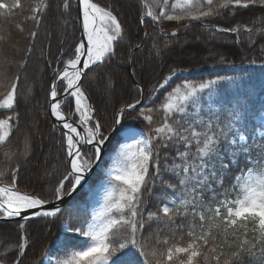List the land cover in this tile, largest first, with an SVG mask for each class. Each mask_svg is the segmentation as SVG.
Segmentation results:
<instances>
[{
	"label": "snow or ice",
	"instance_id": "snow-or-ice-1",
	"mask_svg": "<svg viewBox=\"0 0 264 264\" xmlns=\"http://www.w3.org/2000/svg\"><path fill=\"white\" fill-rule=\"evenodd\" d=\"M76 4L81 36L56 57L46 113L53 130L60 133L65 170L49 194L42 195L19 187V164L0 167V220L20 218L18 241L0 244V264H9L10 255L11 264H25L32 247L27 226L38 219L58 220L65 236L55 254L51 249L42 254L41 264H264V103L254 112L249 108L243 74L239 79L185 80L172 87L177 72L170 69L152 84L148 96L145 86L135 80L136 95L114 109L106 128L84 81L118 56L135 78L147 62L137 67L136 52L143 43L126 45L120 55V46L132 38L111 5L100 0H76ZM258 6L264 13V0H143L139 22L152 24L165 43L161 46L147 31L142 41L152 39L154 58L163 60L171 47L168 37L175 38L180 27L199 23L213 34L210 38L230 33L239 43L244 32L251 48L255 36L264 38V15L251 26L237 22L225 28L206 21L234 18L241 10ZM22 8L21 0H0V17L14 18ZM51 9L52 0H32L29 14L15 25L25 33L24 24H32L25 34L29 43L21 67ZM60 10L67 24L71 0H62ZM171 22L178 27L169 33L165 27ZM8 39L0 34V45ZM11 47L21 51L17 44ZM10 63L0 55V87L6 89L0 112L7 113L0 118V145L6 148L20 122L19 76L5 83V65ZM259 64L264 68V59ZM224 81L235 93L231 100L219 95ZM105 87L106 91L114 87L111 76ZM157 99V107L148 106ZM157 112L162 113V122L154 119ZM131 113H135L131 118L145 123L144 128L127 127ZM117 129L126 135L105 170L99 201L82 205L77 194L93 170L105 163L102 157ZM29 145L26 135L25 152ZM12 154L4 153L5 158ZM149 197L157 201L155 211L148 207ZM76 238L83 241L78 246L71 243Z\"/></svg>",
	"mask_w": 264,
	"mask_h": 264
},
{
	"label": "trees",
	"instance_id": "trees-1",
	"mask_svg": "<svg viewBox=\"0 0 264 264\" xmlns=\"http://www.w3.org/2000/svg\"><path fill=\"white\" fill-rule=\"evenodd\" d=\"M32 0H21L22 10H19L14 18L5 19L0 17V34L9 36L7 42L0 45V55L7 57L11 61L6 64L7 81L10 82L17 75L19 76L17 86L18 106L16 111L20 115L18 130L14 131L10 137V144L0 145V167H15L20 165L18 185L22 190L35 191L42 195H48L49 190L57 183V180L65 170V155L60 133L54 131L50 117L47 116L48 94L51 81L53 79V67L56 66V57L60 49H68L74 46V41L80 38V28L78 24L76 3L71 0V16L67 17L68 23L64 24V17L61 16L60 5L62 0H52V9L39 28L38 37L33 45L32 53L27 57L24 67L20 66V61L24 58V50L29 43L25 34L31 30V22L25 23V33H21L16 24L28 15V8ZM103 5H111L131 36V41L127 38L120 46L119 53L124 55L126 45L130 43L142 42V49L136 52L137 67L139 62H146L145 69L134 78L145 86V96L149 95V89L161 77L169 74L170 69L177 72V76L170 82L172 87L182 84L185 80L199 83L204 80L215 78L216 76H234L239 79L243 74V91L248 95L249 108L258 110L261 103H264V68L259 64L264 59V38L255 36L256 43L250 48L249 40L244 32L240 34V42L237 37L230 33L213 34L206 31L199 23H194L191 27H180L175 38L169 36L171 47L163 60L155 59V54L151 52L153 40L142 41L145 31L156 35L162 46L165 43L163 37L156 34L155 28L147 21L144 24L139 22L143 8V0H100ZM264 13L259 6L252 10H241L234 18H217L206 21L209 24H217L221 27L230 28L237 22L251 26L254 19H259ZM178 25L175 22L167 23L165 30L171 32ZM260 27V25H257ZM50 33V35H49ZM63 41V43H61ZM12 44H17L21 51L17 52L12 48ZM196 46V47H194ZM185 52L190 55L185 54ZM223 57V60L221 59ZM257 60L256 64L247 61ZM51 61V66L49 65ZM63 65H60L62 67ZM38 67V68H37ZM37 76V81L35 79ZM34 76V77H33ZM111 76L114 87L106 91V82ZM85 88L89 93L90 102L98 110V115L102 118L106 128L111 124L113 111L121 104L130 101L136 93L132 90L134 83L131 82L127 73V66L120 63L119 56L108 66L89 73L84 81ZM104 86V89H103ZM29 87L31 92H28ZM4 87H0V98L5 92ZM170 90V89H169ZM219 95L224 100H231L235 95L228 81L222 82L219 86ZM160 100L157 99L154 105L157 107ZM32 104L35 116L33 121H29V106ZM65 111H68L66 108ZM7 113L0 112V118ZM135 113L130 114L126 120L127 127L144 128L145 123L133 119ZM154 119L162 122V113H155ZM251 126V125H250ZM119 129L115 131L108 145L104 157L102 168L105 170L111 164V157L108 155L116 144L121 143ZM30 137L29 150L25 152V136ZM13 153L9 158H5L6 151ZM102 171L96 169L90 176L87 183H97L103 179ZM168 177H166L167 179ZM159 192V189H157ZM101 189L98 192L100 196ZM148 207L155 211L158 204L152 197H149ZM77 200L83 205L89 203L88 192L85 186L78 192ZM19 221L0 222V244L7 246L15 244L19 239ZM27 230L30 233L32 247L28 251L25 264H41L42 254L51 249L55 254L57 249L65 244V236L62 234L60 222L58 220L38 219L29 222ZM82 239L76 238L71 241L72 245L78 246ZM13 256L10 255L9 264Z\"/></svg>",
	"mask_w": 264,
	"mask_h": 264
},
{
	"label": "rangeland",
	"instance_id": "rangeland-1",
	"mask_svg": "<svg viewBox=\"0 0 264 264\" xmlns=\"http://www.w3.org/2000/svg\"><path fill=\"white\" fill-rule=\"evenodd\" d=\"M194 47H196V46H194ZM185 54H187L186 52H185ZM187 55H190L189 53L187 54ZM38 68V67H37ZM127 73L129 74V70H128V68H127ZM130 76V75H129ZM34 77V76H33ZM131 77V76H130ZM133 78V77H132ZM134 79V78H133ZM32 80H34V81H37V76L35 75V79H32ZM135 80V79H134ZM103 89H104V86H103ZM28 115L30 116V119H29V121H33V119H34V116H35V113H34V110H33V107H32V104L29 106V110H28ZM130 129H141V128H137V127H129ZM119 135H120V137H121V142H122V137H124L125 135H126V133L124 132V131H119ZM120 144V143H119ZM119 144H116L115 145V147H114V149H112V151L110 152V154H108L110 157H111V159H112V157H114L115 156V154H116V151H118V146H119ZM108 145H109V143H108ZM107 149H108V146H107V148H106V150H105V152H104V155H105V153L107 152ZM104 157V156H103ZM102 157V158H103ZM111 165V164H110ZM109 165V166H110ZM108 166V167H109ZM107 167V168H108ZM106 168V169H107ZM96 169H99V171H102V175L104 176L103 177V179H101L100 181H98L97 183L95 182V183H86V185H85V189H86V191L88 192V198H89V204H91V203H93V202H97V201H99V198H100V196L98 195V192H99V190L101 189V184H102V182H103V180L105 179V170L102 168V165H101V167H98V168H96ZM95 169V170H96ZM94 170V171H95ZM91 186V187H90Z\"/></svg>",
	"mask_w": 264,
	"mask_h": 264
},
{
	"label": "water",
	"instance_id": "water-1",
	"mask_svg": "<svg viewBox=\"0 0 264 264\" xmlns=\"http://www.w3.org/2000/svg\"><path fill=\"white\" fill-rule=\"evenodd\" d=\"M73 1L76 3V0H73ZM76 12H77V16H78L79 13H78V11H77V4H76ZM78 24H79V22H78ZM79 28H80V24H79ZM80 36H81V32H80ZM128 70H129V69H128ZM131 78H132V76H131ZM132 80H133V83H134L135 80H134L133 78H132ZM50 121H51V123H53L52 118H50ZM112 134H113V133H112ZM111 136H112V135H111ZM110 138H111V137H110ZM107 146H108V145H107ZM106 148H107V147H106ZM105 150H106V149H105ZM95 169H96V168H95ZM95 169H94V170H95ZM94 170H93V172H94ZM93 172H92V173H93ZM91 175H92V174H91ZM91 175H90V176H91ZM90 176L88 177V180H89ZM85 184H86V183H85ZM85 184H84V186H85ZM80 190H81V189H80ZM80 190H79V191H80ZM14 220H15V221H20V218L17 217V218H15ZM0 222H6V221H2V220H0Z\"/></svg>",
	"mask_w": 264,
	"mask_h": 264
},
{
	"label": "bare ground",
	"instance_id": "bare-ground-1",
	"mask_svg": "<svg viewBox=\"0 0 264 264\" xmlns=\"http://www.w3.org/2000/svg\"><path fill=\"white\" fill-rule=\"evenodd\" d=\"M131 82H133L132 78L130 77Z\"/></svg>",
	"mask_w": 264,
	"mask_h": 264
}]
</instances>
